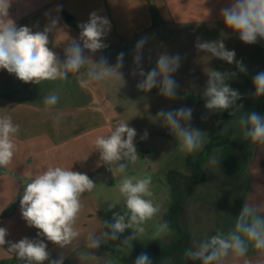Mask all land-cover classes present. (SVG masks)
<instances>
[{"label": "clouds", "instance_id": "obj_1", "mask_svg": "<svg viewBox=\"0 0 264 264\" xmlns=\"http://www.w3.org/2000/svg\"><path fill=\"white\" fill-rule=\"evenodd\" d=\"M12 0H0V70L14 74L24 83L39 85L42 81H66L69 74H78L87 68V79L84 84L110 82L113 79L123 81L120 69L123 67L124 54L117 56L115 66H109L107 59L102 57L99 62H93L84 55L85 49L95 53L108 47L103 38L110 30V21L106 17L90 14L89 21L79 25L81 31L79 40L68 41L64 50V58L49 48V32L51 26H45L43 31H33L28 26L17 27L8 19ZM226 28L239 34V39L246 44L256 43L258 38L264 39V0H232L230 6L221 9L220 13ZM56 21H52L54 26ZM147 38L139 40L135 45L134 64L139 66L141 52ZM82 41V44H81ZM195 47L210 53L232 64L235 52L227 50L223 40L201 42L197 38ZM89 61L91 66L88 67ZM240 72H246L242 62L235 61ZM180 66L179 55H160L156 66L145 73L142 68H134L133 75L139 74L143 79L137 88L149 92L159 86V94L168 99L177 96V83L173 73ZM208 80L203 92L206 100L205 108L210 111L235 109V115L243 106H236L241 94L230 87L226 81L235 73L206 69ZM254 96H264V72L253 78ZM59 101V96L50 93L43 98L46 110H50ZM192 109L161 110L157 116L162 118L177 141V148L184 154L199 151L206 140L205 133L188 126ZM58 122V120H57ZM242 138L253 145H264V117L256 112L243 114L239 118ZM20 126L15 124L9 115H0V168L8 167L17 150L15 137ZM137 133L129 127L127 121H121L108 135H100L95 139L96 150L100 154V163L106 165L114 174L121 178L116 187L123 197V213H113L114 223L108 225L109 231L100 235L90 233L86 248L97 249L104 240H116L126 229L132 230V235L123 241V245L131 246L133 240L145 233L144 225L160 212V206L153 201L151 190L152 179L149 175H128L129 163H135L140 157L134 143ZM147 132L141 139H147ZM123 161V162H121ZM209 164L215 166L219 160L215 156L209 158ZM98 163V167L100 166ZM97 188V185L85 173L65 169L60 166L48 167L46 171L36 175L26 183L20 197L21 216L29 227L36 228L37 236L44 239H29L24 237L18 242L6 241L8 231L0 227V247L9 245L6 252L12 253L23 264H63L65 256L61 253L57 259L49 260V241L60 249L70 246L81 236L77 221L83 210L82 196ZM114 207L109 205V210ZM107 224V222H104ZM170 231L168 223H158L152 233L153 240L160 239ZM194 247L188 248L184 256L201 264H224L231 254L234 264L240 258L246 257L249 246L264 255V205L244 203L242 211L235 219L234 226L227 232H217L215 235L201 241H193ZM82 261H93L97 257L92 251L79 253ZM134 264H152L147 253H141ZM243 264H252L244 259ZM264 264V261L258 262Z\"/></svg>", "mask_w": 264, "mask_h": 264}, {"label": "rangeland", "instance_id": "obj_2", "mask_svg": "<svg viewBox=\"0 0 264 264\" xmlns=\"http://www.w3.org/2000/svg\"><path fill=\"white\" fill-rule=\"evenodd\" d=\"M8 19H10V14ZM143 38H147V40L141 52V62L137 66L133 62L135 45ZM197 38L201 42L223 40L226 49L235 52V61L242 62L246 72H240L235 61L229 64L226 61L211 57L210 53L198 50L195 47ZM120 53L124 54L123 67L120 69L123 74V81L113 79L110 82L92 83L86 86L94 90L98 98L97 107L111 113L110 130L114 129L121 121H127L128 126L136 130L137 135L134 143L140 158L135 163L128 164L127 173L128 175L151 176L153 201L160 206V212L144 225L145 233L133 240L130 247L123 245V241L132 235V230L126 229L124 233L119 234L118 239H106L97 249L91 250L80 246L70 255H64L63 264H125L120 259L130 260L139 249L154 247L162 249L168 246L172 238L170 231L157 240H153L152 233L158 223L165 222L164 217L173 201L170 187L172 174L170 175V171L190 174L186 156L191 155L193 159L197 158V155L204 152L205 144L214 136H228L229 142L236 145V142L242 138L239 124L240 116L252 112L257 113L256 97L253 95L255 92L253 78L256 74L264 72V39L258 38L256 43L246 44L239 39L238 33L226 28L225 24L165 25L164 27L157 26L146 35L137 36L131 41L124 42L119 49L112 48L103 57L107 59L109 66H115L117 56ZM164 54L169 56L178 54L180 57V66L173 73V79L178 85L175 99H168L160 95L159 86L149 92L139 90L137 84L143 77H140L138 73L132 74L134 68H142L145 73L152 70L157 64L158 57ZM101 58L95 62H99ZM209 68L235 73L226 81L231 88L241 94V99L236 101V106L242 105L243 107L234 116L231 113L235 109L210 111L205 108L206 100L203 92L208 80L205 70ZM86 71L87 68L82 69L84 75L79 77H82L83 81L87 79ZM181 107L193 110L188 126L205 133L206 137L203 147L192 154H184L178 150L175 137L164 126L162 118L157 116L161 110L170 111ZM98 122L96 119V123ZM104 128H106L105 124ZM145 131L148 136L147 139L142 140L141 136ZM98 135H106V133L100 132ZM222 147L219 148L222 149ZM227 149L228 152L224 155L226 158H231L233 160L232 165L239 169L244 162V155L240 156V152L234 151V147L230 143ZM95 151L96 156H98L97 159H99V151L96 148ZM53 152L55 149L51 150V155ZM58 156H60L59 152ZM212 156L220 161L217 153H213L210 157ZM54 159L55 157H52L48 160L52 163ZM208 161L209 159L205 160L202 166L203 182L194 184L189 188L183 201V219L195 241L207 239L217 232L227 233L234 226L235 219L243 208L247 166L244 169L245 172L238 176L243 180V183L237 184V179L228 174L230 167L227 166V161L222 160L215 166L209 164ZM12 166L21 168L24 165ZM78 166L82 165L78 164ZM113 171L114 174L112 172L109 174V181L106 184L100 180L103 173L95 174L92 179L97 185L93 191L96 198L105 195L109 204L114 206L111 210H109V205L106 209L104 208L102 229L96 235L109 231L108 225L114 223L113 213L122 214L124 210L123 197L116 187L121 175L115 170ZM18 239L15 240L18 241ZM41 239L44 238L41 237ZM45 243H47L50 252L51 242L45 240ZM82 251H92L97 259L82 261L79 257V253ZM59 256L50 255L49 260L57 259ZM10 264H23V262L15 260ZM44 264H49V261H45ZM165 264H170V262ZM186 264H201V262L189 259Z\"/></svg>", "mask_w": 264, "mask_h": 264}, {"label": "crops", "instance_id": "obj_3", "mask_svg": "<svg viewBox=\"0 0 264 264\" xmlns=\"http://www.w3.org/2000/svg\"><path fill=\"white\" fill-rule=\"evenodd\" d=\"M231 2L232 0H12L9 14L10 20L17 27L28 26L34 32L51 26L48 46L61 60L68 41L79 40V25L87 23L91 13L106 17L110 21V30L102 42L108 47L95 53L87 49L84 51V55L95 63L112 48L119 49L124 42L146 35L157 26L224 25L221 9L230 6ZM52 21H56L54 26ZM90 65L91 61L88 67ZM80 75H84L82 70L78 74H69L66 81H42L37 85L24 83L14 74L0 70V115L11 116L13 122L20 126L15 137L17 150L12 163L6 168H0V227H5L8 231L6 241L18 242L24 237L41 239L37 236L38 230L29 227L21 216L20 197L26 183L48 167L71 169L87 174L90 179L95 174L103 173L100 176L101 182L106 184L109 181L111 171L97 159L95 139L100 132H105L106 135L110 133L111 113L97 107L98 98L94 90L84 84ZM50 93L57 94L59 101L50 110H46L43 98ZM52 149H55L53 155ZM52 157L55 159L50 163L48 159ZM17 164L24 166H12ZM246 180L247 189L242 204L264 205V145H254L251 149ZM81 199L84 207L76 225L81 229V236L64 249L51 243L50 255H70L80 246L86 247L90 233L96 235L102 229V212L110 205L108 198L105 195L96 198L92 191L85 193ZM16 237L19 238L18 241L15 240ZM8 247L7 243L0 247V263L10 264L18 260L14 254L6 252ZM244 259L258 264L264 261V255L257 253L250 245L246 257L240 258L238 264H243ZM224 264H234L231 255L225 259Z\"/></svg>", "mask_w": 264, "mask_h": 264}, {"label": "trees", "instance_id": "obj_4", "mask_svg": "<svg viewBox=\"0 0 264 264\" xmlns=\"http://www.w3.org/2000/svg\"><path fill=\"white\" fill-rule=\"evenodd\" d=\"M255 106L257 109V113L260 116L264 117V96L256 97ZM229 143L230 145H233L234 151L237 150L238 152H240V156L244 155L245 157L244 162L241 164V167L239 169L232 165L233 160H231V158H226V155H224L226 154V152H228L227 146L229 145ZM220 146H223L222 149L219 148ZM253 146V144L245 141L242 138L236 142V145H234L229 142L228 136L225 137L217 135L212 137L208 141V143L205 144L204 152L197 155V158L193 159L191 155H187L186 163L188 165V168L190 169V174H185L182 172L174 173L173 171H170V175L172 174V176L170 177V187L173 201L170 204L169 210L164 217V221L168 223L172 235L170 244L162 249H158L156 247L139 249L137 252H135V255L130 260H126L124 258H121L120 260L125 264H134L136 258L141 253H147L152 260V264H165L166 262H170V264H186L189 259L184 256V252L188 248L194 247L193 241H195V238L191 235L190 230L187 228L186 222L183 219V201L186 197L187 191L194 184L203 182V163L205 162V160H208L213 153L218 154L221 162L222 160L227 161V166L230 167L228 169V174L237 179H235L237 184H242L243 180L238 176L242 172H245L244 169L247 166L248 156L250 155ZM245 182L246 192L247 180H245Z\"/></svg>", "mask_w": 264, "mask_h": 264}]
</instances>
